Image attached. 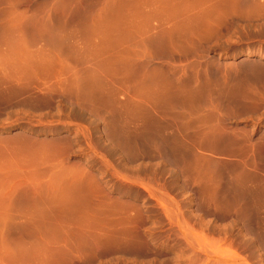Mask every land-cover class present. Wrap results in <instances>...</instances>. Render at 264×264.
<instances>
[{
  "label": "rangeland",
  "instance_id": "374dc122",
  "mask_svg": "<svg viewBox=\"0 0 264 264\" xmlns=\"http://www.w3.org/2000/svg\"><path fill=\"white\" fill-rule=\"evenodd\" d=\"M0 264H264V0H0Z\"/></svg>",
  "mask_w": 264,
  "mask_h": 264
},
{
  "label": "bare ground",
  "instance_id": "6f19581e",
  "mask_svg": "<svg viewBox=\"0 0 264 264\" xmlns=\"http://www.w3.org/2000/svg\"><path fill=\"white\" fill-rule=\"evenodd\" d=\"M167 6V5H166Z\"/></svg>",
  "mask_w": 264,
  "mask_h": 264
}]
</instances>
